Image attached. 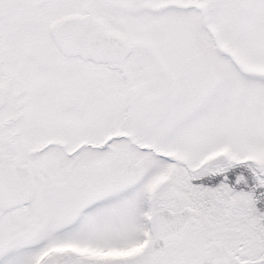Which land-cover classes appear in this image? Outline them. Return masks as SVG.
I'll list each match as a JSON object with an SVG mask.
<instances>
[{
	"label": "snow or ice",
	"instance_id": "obj_1",
	"mask_svg": "<svg viewBox=\"0 0 264 264\" xmlns=\"http://www.w3.org/2000/svg\"><path fill=\"white\" fill-rule=\"evenodd\" d=\"M0 264H264V0H0Z\"/></svg>",
	"mask_w": 264,
	"mask_h": 264
}]
</instances>
